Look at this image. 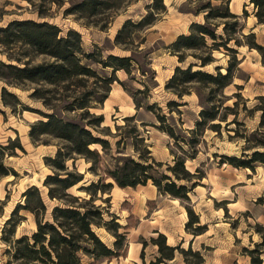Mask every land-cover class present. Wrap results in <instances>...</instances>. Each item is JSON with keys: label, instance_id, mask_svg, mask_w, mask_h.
<instances>
[{"label": "rangeland", "instance_id": "obj_1", "mask_svg": "<svg viewBox=\"0 0 264 264\" xmlns=\"http://www.w3.org/2000/svg\"><path fill=\"white\" fill-rule=\"evenodd\" d=\"M77 1L0 0V27L14 19L39 20L36 12L39 9L46 15L45 19L57 25L63 32L68 29L77 31L85 50H92L95 46L103 56H131L139 67L148 70L145 75L135 67L131 68L130 74L124 71L115 72L117 81L113 82L110 90L122 91L129 111H119L117 104H111L108 109H104V102L95 106L90 112L95 115L102 114L104 121L92 132L108 141L111 156H116L117 151H120L125 156L139 161L138 153H143L146 148L149 151L148 156L162 164L159 173H166V165H172L173 157L170 151L179 153V150L174 147L173 140L159 129L160 124L153 114L145 111L144 107L154 105V113L165 115L166 124L175 127L176 135H183V130L193 128L198 112L206 104L203 99L207 97V89L196 84L189 85V93L181 99L164 90V85L175 67L186 68L189 63H197L190 56L193 52H185V61L179 63L177 57L170 54L167 46L178 35H188L191 23H203L204 13L200 11L206 3L219 5L226 2L228 11L240 17L243 28L236 37L241 45L235 46L233 42L227 45L236 49L239 64L233 70L231 84L209 95L214 101L221 99L223 107H232L235 114L228 115L225 122L215 121L220 123L219 132L206 127L197 146L196 157L185 162L190 172L199 168L205 174L199 185L188 193L189 204L198 216L200 224L205 226V232L198 236L187 233L184 225L188 218L183 205L177 199V202H173L170 196L157 193L151 182L145 186L125 187L121 190L113 184L109 193L96 195L94 205L103 209L105 222L113 215L118 225L126 227L125 230L120 228L119 232L126 233L128 243L140 249L141 242L146 241L142 253L145 264L154 262L158 256L157 247L150 242L151 238L157 237V234L153 233L157 231L154 230L156 228L165 236L169 246L186 250L190 244L192 252H199L203 264H250L245 250L255 249V244L260 242L261 228H264V167L255 164L253 171L235 169L228 164H218L219 157L214 155L241 157L243 149L247 146L244 137L255 131L259 123L260 113L255 111L254 107L258 104L257 97L264 95V22H257V8L252 0H161V4L160 0H130L104 16L86 19H76L72 15L64 16V9ZM58 2L61 3L60 6H57ZM161 5L164 11L161 10ZM148 12H152L154 23L144 30L134 32L129 44L115 46L114 37L124 21L130 19L137 22ZM211 23L221 22L215 20ZM102 25L105 27L102 28ZM221 28L222 25H218L217 34H222ZM249 33L254 34L255 43L262 46L263 50L248 48V40L241 34ZM210 43L208 41V44ZM211 55L213 62L202 70L215 73L217 66L221 73H225L230 53L220 47L219 50L212 51ZM0 61H5L1 54ZM193 69L197 70L198 67ZM106 71L110 73L111 70ZM2 86L0 83V90ZM145 86L147 91L140 92ZM26 87L28 89L31 86ZM7 89L16 94L21 103L30 110L18 109L12 113L3 105L0 95V144L5 145L9 139L18 137L22 146V150L16 149L13 155L5 158L6 166L13 173L0 179V264H5L7 259L4 254L6 245L1 240L2 228L14 207L24 203L23 193L29 187L35 186L39 190L46 208L44 220L50 219L54 206L62 205L59 201L48 198L47 189L42 184L46 175L51 174L45 165V157L54 156L59 141L46 138L48 144L34 145L28 137L29 125L40 118L33 109H44L39 102H34L28 97L31 90ZM134 99L141 106L139 109L135 108ZM170 101H175L180 106H172V111L169 112L167 103ZM70 116H73V113H69ZM131 116L132 120H123L124 117ZM134 126L141 141L130 136ZM90 149L101 154L103 164L111 162L109 155L102 154L98 144ZM67 165L71 168L70 162H67ZM88 166L89 164L81 158L74 162L75 169L84 174L85 182L96 181V177L87 171ZM105 182H110V179H105ZM82 185L85 184L79 183L68 192L87 199L88 195L78 190ZM18 215L21 220L16 226L15 237L30 235L35 230L33 216L25 210H19ZM94 232L102 242L111 247L114 237L109 232L104 228H94ZM260 257L264 264V251ZM132 259H136V254ZM137 262L142 264L140 259H137ZM195 263H199L197 257H184L178 251H175L172 260L167 261V264ZM100 264L133 263L119 258Z\"/></svg>", "mask_w": 264, "mask_h": 264}, {"label": "trees", "instance_id": "obj_2", "mask_svg": "<svg viewBox=\"0 0 264 264\" xmlns=\"http://www.w3.org/2000/svg\"><path fill=\"white\" fill-rule=\"evenodd\" d=\"M129 1L78 0L65 8L63 15H72L76 19L104 16L119 9L123 2ZM159 2L161 4V0ZM251 2L257 8V22L263 23L264 0ZM56 4L61 5L60 2ZM161 10L164 11L163 6ZM36 12L39 20L14 19L0 27V54L5 57V61H0V83L3 85L0 95L3 105L12 113L18 109L24 111L30 108L23 105L7 87L31 90L28 97L42 105L44 110L33 109L40 118L29 125L28 137L34 145L48 144L46 138L59 141L54 156L45 157V165L51 174L46 175L42 184L47 189L48 198L57 200L62 205L54 206L50 219L44 220L46 208L38 188L31 186L23 193L24 203L14 207L2 228L1 240L6 245L5 264H100L124 258L128 242L126 233H120L119 229L125 230L126 227L118 225L113 215L105 222L103 209L94 205L96 195L109 193L113 184L122 189L145 186L151 182L157 193L177 199L183 205L188 218L184 225L187 233L193 236L204 233L205 226L200 224L198 216L192 210L188 193L199 185L205 174L199 168L190 172L185 162L196 157L197 146L206 127L219 132L220 123L215 121L225 122L228 115L235 114L232 107H223L221 99L214 101L209 95L231 84L233 70L239 64L236 49L227 45L230 42L235 46L241 45L236 37L243 28L240 17L228 11L226 2L219 5L206 3L200 11L204 13L203 23H191L188 35H178L167 46L179 63L185 61V52H193L190 56L197 63H189L186 68L175 67L164 90L181 99L189 93L188 86L196 84L207 89V97L203 99L206 104L198 112L193 128L183 130V135H176L175 127L166 124L165 115L154 113V105L144 107L145 111L153 114L160 124L159 129L173 140L174 147L179 150V153L170 151L172 165H166V173H159L162 164L152 160L146 148L143 153H138L139 161L120 151H117L116 156H111L108 141L92 132L98 129L104 119L102 114L95 115L90 109L102 105L107 99L111 85L117 81L115 72L130 74L131 68L135 67L145 75L148 70L139 67L131 56H103L95 46L92 50H85L77 31L68 29L63 32L45 19L43 11L38 9ZM215 20L221 23H211ZM153 23L152 12H148L137 22L130 19L124 21L114 37V45L129 44L134 32L144 30ZM220 24L222 34H217ZM241 36L248 40L246 45L249 49L263 50L262 46L255 43L253 33ZM208 41L211 43L208 44ZM220 47L230 53L225 73H221L217 66L215 73L203 71L202 68L213 62L212 51L219 50ZM195 66L198 67L197 70L193 69ZM107 69L111 70L110 73H107ZM27 85L31 87L25 88ZM145 91L146 86L140 92ZM257 100L254 110L260 113L258 127L248 137H244L247 146L241 157L214 155L219 157L218 164L250 171L254 170L255 164L264 167V95L257 97ZM134 104L136 109L141 107L135 99ZM172 106L177 108L180 105L175 101L168 102L169 112L172 111ZM69 113H73V116L69 117ZM132 119L133 116L123 118L124 121ZM130 136L141 141L135 126ZM91 144H98L102 154L109 155L111 162L103 164L101 154L89 148ZM16 149L22 150L18 137L9 139L5 145L0 144V179L13 173L6 166L5 158L13 155ZM77 158L89 164L87 171L96 177V181L85 182L84 174L74 167ZM67 162L71 163V168ZM105 179H110V182H105ZM79 183L85 184L78 187V190L86 193L87 199L68 192ZM19 210L27 211L34 218L35 230L30 235L15 237L16 226L21 220ZM94 228H104L114 237L111 247L101 241ZM261 229L260 242L255 244V249L245 250L250 264H263L260 254L264 251V228ZM153 233L157 237L151 238L150 242L157 247L158 256L149 264H167V261L174 258L175 251L184 257L195 256L199 261L195 264H203L199 252H192L190 244L186 250L169 246L164 235L158 231ZM146 244V241L141 242L139 257L142 264H145L142 253Z\"/></svg>", "mask_w": 264, "mask_h": 264}, {"label": "bare ground", "instance_id": "obj_3", "mask_svg": "<svg viewBox=\"0 0 264 264\" xmlns=\"http://www.w3.org/2000/svg\"><path fill=\"white\" fill-rule=\"evenodd\" d=\"M122 91H120L119 89H112L109 92V96L107 97V99L104 101V109H106L109 105L111 104H117L119 111H129V107L127 108L126 104H125V99L122 97L121 94ZM108 101V102H107ZM107 102V104H106ZM108 109V108H107ZM11 138H13V136H10ZM93 146H95V144H91L89 145V148H93ZM9 177V176H8ZM43 179V178H42ZM74 187V186H73ZM118 190H121L120 188H118L117 186H115ZM173 202H177L176 199L172 200ZM183 214H185L184 209L182 208ZM128 257L129 259H132L135 256L136 253V247L133 246V244L129 243L128 245Z\"/></svg>", "mask_w": 264, "mask_h": 264}, {"label": "crops", "instance_id": "obj_4", "mask_svg": "<svg viewBox=\"0 0 264 264\" xmlns=\"http://www.w3.org/2000/svg\"><path fill=\"white\" fill-rule=\"evenodd\" d=\"M154 230H157L158 232H159V229L158 228H156V229H154ZM128 245H129V243H128ZM136 259H129V258H127L128 257V252L126 251V256L123 258L125 261L126 260H128V261H130V262H132L133 264H138V262H137V259H140V257H138V254H139V252L141 251V247H140V249H138V247L136 246ZM127 249H128V247H127ZM140 255V254H139ZM141 260V259H140Z\"/></svg>", "mask_w": 264, "mask_h": 264}]
</instances>
